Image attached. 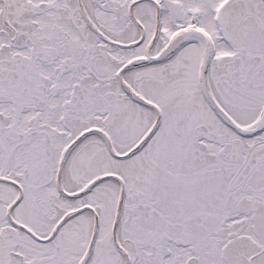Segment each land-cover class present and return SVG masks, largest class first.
I'll return each mask as SVG.
<instances>
[{
    "label": "snow or ice",
    "instance_id": "6c2138e0",
    "mask_svg": "<svg viewBox=\"0 0 264 264\" xmlns=\"http://www.w3.org/2000/svg\"><path fill=\"white\" fill-rule=\"evenodd\" d=\"M0 264H264V0H0Z\"/></svg>",
    "mask_w": 264,
    "mask_h": 264
}]
</instances>
